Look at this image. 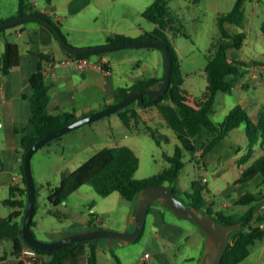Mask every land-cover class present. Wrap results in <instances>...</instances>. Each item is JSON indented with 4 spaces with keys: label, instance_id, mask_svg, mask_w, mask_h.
I'll return each instance as SVG.
<instances>
[{
    "label": "rangeland",
    "instance_id": "374dc122",
    "mask_svg": "<svg viewBox=\"0 0 264 264\" xmlns=\"http://www.w3.org/2000/svg\"><path fill=\"white\" fill-rule=\"evenodd\" d=\"M29 1L32 3L34 0ZM36 1H39L40 5L46 3V0ZM166 1L176 19L175 29L168 32L167 36L171 45L177 50L183 77L182 87L192 101L201 98L207 89L206 55L213 37L218 33L217 15L229 11L236 0ZM90 2L80 15V19L84 18L88 22L87 27L109 26L114 30L127 28L129 34L135 35L139 29L142 31L151 30L154 26L142 15L151 0H90ZM17 3V0H0V16L15 9ZM93 12H98L97 18L92 16ZM244 12L245 20L242 28L229 25L231 31L242 30L246 34L241 48L230 49V56L254 63H250L248 71L238 79L241 89L234 88L232 93L218 92L216 94L211 118L217 122L223 120L226 110L240 102L241 90L250 96L249 99L262 97L264 103V90L262 89V85H264V34L260 29L264 19V0H245ZM74 18L78 19V16H74ZM27 23H31V20H27ZM101 33L103 34L104 31H73L74 35ZM121 49L130 50L131 55L135 58L131 65L124 63L129 65L130 73L138 69L140 74L149 77L157 76L160 72L164 58L159 48L126 46ZM108 53H116V51ZM140 109L143 111L142 116H145V119L158 129L160 133L158 143L146 133L130 132L123 125L119 116L115 112H111L80 126L89 130L88 136L61 145L56 144L55 140H50L51 142L34 152L31 158L36 186V211L33 220L40 227L53 228L71 222L75 223L78 229L82 226L86 228L93 218V214L89 212L90 208L101 216V222L92 221V225L108 229H113L110 228L111 224L115 228H122L126 224L134 226L130 221L132 204L118 192L100 195L91 184L85 183L58 205L50 204L48 195L51 187L58 185L69 172L78 167L95 151L105 146L127 145L136 152L139 157V166L135 172L137 179L149 178L167 167L168 162L165 155L173 154L179 141L173 130L165 124L156 107ZM78 129L80 128L76 130L79 131ZM249 151H251L250 156H248ZM262 153L259 142L252 144L248 141L244 124L229 131L217 146L208 152L207 158H205L207 159L205 160L206 165L203 158L201 159L197 155L199 162H196L189 152L184 151V165L174 182L176 194L182 200H186L182 193L183 190L192 191L193 186L198 188L200 183V185L202 184L201 193L209 202L213 212L218 210L231 213L243 210L247 205L235 203L237 192L234 187L245 186V184L238 185L234 182L240 175L239 164L242 163L243 169ZM218 157L219 163L215 165L213 159ZM203 177L206 178V181L202 180ZM252 185L251 191L264 193V180L259 185H254V183ZM223 190H226L225 193L229 191V195H225ZM226 201L231 202L230 206L224 205ZM153 205L158 204L154 203ZM50 210L57 212L58 215L51 213ZM150 219L151 215L148 214L142 234L133 242L119 244L118 241H115L110 246L104 239H99L98 263L119 264L116 259L118 257L121 264H143L144 253L146 251L152 253L157 248L155 236L149 232ZM33 232L37 237L38 229H34ZM4 239L7 243L0 245V251L8 248L10 239ZM168 251H172V249H168ZM239 264H264V238L257 240L251 246L250 254Z\"/></svg>",
    "mask_w": 264,
    "mask_h": 264
},
{
    "label": "trees",
    "instance_id": "16d2710c",
    "mask_svg": "<svg viewBox=\"0 0 264 264\" xmlns=\"http://www.w3.org/2000/svg\"><path fill=\"white\" fill-rule=\"evenodd\" d=\"M193 1L198 2L199 0ZM244 1L236 0L229 11L217 15L216 24L218 33L213 37L206 55L205 73L207 89L201 98H196L191 101L182 87L183 77L177 50L171 45L167 36L168 32L175 29V16L166 0H151L150 4L143 10L142 15L153 23L154 27L149 31H144L136 39L162 38L169 44L171 54V82L165 94L157 98L144 94L142 101L135 99L114 112L130 132L136 134L146 133L158 143L160 134L158 129L153 127L139 111V108L156 107L165 124L173 130L179 141L174 153L165 155L168 166L149 178L137 179L135 178V172L139 166V157L136 152L127 145L105 146L95 151L78 167L69 172L61 179L58 185L50 188L48 195L50 204L58 205L64 202L72 192L85 183L91 184L100 195L118 192L130 201L135 208V201L139 190L146 185L171 184V187L176 192L174 182L184 165V151L189 152L192 158L196 162H199L197 155L199 158H202L229 131L237 128L241 124L245 125V133L248 141L252 144L259 142L263 153L258 158H255L251 164L244 167L234 182L235 184H243L253 179L256 175H260L262 180H264V104L260 106L254 119L241 103H236L227 112L222 121L217 122L211 118V114L214 112L216 94L218 92L231 93L238 79L248 71V65L254 63L243 59L232 58L229 54L230 49H240L246 38L244 31L233 32L229 27V25H234L238 28L243 27L245 20ZM25 14L39 15L51 20L62 33L59 21L43 12L35 10L28 0H18V13L10 19ZM40 23L44 24L42 22ZM14 25L5 26L0 30H5ZM48 28L50 29V27ZM260 29L264 34V19L260 25ZM53 34L55 35L54 32ZM128 39L131 38L122 33H116L108 37L109 42H120ZM152 47L159 48L157 46ZM159 49L162 51L161 48ZM103 51L82 53L67 51V53L71 57H89L92 54H100ZM41 56L47 60L49 59L46 54H41ZM18 63L19 46L17 42L6 40L2 56V73H8ZM102 65L103 67L105 66L104 63ZM163 77L164 74L159 79L155 77H137L130 85L116 87L113 102L121 100L141 87L148 86L156 81H161ZM30 84L32 91L28 97L31 109L30 115L24 124L15 127L16 132L24 133L21 145L20 172L24 185L22 191L25 199L14 198L15 190L18 188L17 185L10 187L9 196L4 199V202L12 207L22 206L23 211L21 212L15 209L8 216L0 217V239L8 238L12 241L13 254H17L23 247L31 246L24 240L21 234L13 237L6 236L7 233L13 232L21 226V222H18L16 218L22 215L23 219L25 211L27 189L23 171L24 154L38 138L79 117L74 112L69 111H62L56 114L48 111L49 87L41 68L32 74ZM104 106L106 105L104 104ZM60 136L52 140L58 139ZM49 142L51 141H48L46 144ZM200 188L201 185L198 188L194 185L192 191H183L182 193L186 198L183 201L187 204L195 205L199 210L210 213L220 223L242 221L239 227L229 233V243L220 262V264H239L248 257L251 246L257 240L264 238V227L260 226V223L264 221V211H257L259 203L264 199V193L260 191H249L242 197L237 198L235 203L247 205V207L239 214L233 215L223 211L212 212L210 204L204 198ZM152 204H150L147 212H149ZM166 208L170 210L169 207ZM35 211L36 208L34 206L33 216ZM50 212L52 213L53 211L50 210ZM53 213L58 215L57 212ZM34 224L35 221L32 218L31 225L33 226ZM88 226L102 227L92 225V220L89 221ZM201 232L204 234L202 230ZM100 239L105 240V238ZM98 249L99 239L96 241L92 239L81 240L77 244L70 242L54 249L35 248L39 258L42 259L41 264H99ZM116 259L121 264L118 257Z\"/></svg>",
    "mask_w": 264,
    "mask_h": 264
},
{
    "label": "crops",
    "instance_id": "0c3cea01",
    "mask_svg": "<svg viewBox=\"0 0 264 264\" xmlns=\"http://www.w3.org/2000/svg\"><path fill=\"white\" fill-rule=\"evenodd\" d=\"M29 3L35 10L43 12L59 21L62 33L65 35L68 42L76 46L84 47L109 43L108 37L116 33H122L129 36L131 39H136L144 31H149H142L139 29L136 31L135 35H131L127 28L114 30L109 26L96 28L87 27L86 25L88 22H86L84 18L80 19V15L82 14L81 11L91 3L90 0H46L44 5H40L39 1L34 0L32 3L29 1ZM17 13L18 3L17 7L12 11L1 14L0 21H6ZM92 14L94 18L98 17V12H93ZM74 16H78V19H75ZM27 20H31V23H27ZM87 30H103L104 33L92 35L73 34V31ZM70 37L71 39H69ZM6 40L17 42L19 46V63L12 67L8 73L3 74L1 66ZM124 47L126 46L107 49L100 54L90 55L87 57L89 65L81 68L74 63L67 62L70 55L62 47L57 37L53 34L51 29L35 19L22 20L12 27L0 30V217L8 216L15 209L21 212L23 211L22 206L12 207L6 204L4 199L9 196V189L12 185H17L18 187L15 190L14 198L25 199V195L22 191L24 185L20 172L21 145L24 133L16 132L15 127L24 124L31 112L28 97L32 92L30 84L32 74L38 71L39 68L43 71L49 87V102L47 109L50 113L56 114L62 111H69L74 112L77 116H82L103 108L104 104L109 105L113 103L116 87L130 85L137 77L147 78L140 74L138 69L133 70L131 73L129 72V65H125L124 63H130L131 65L133 61H135V58L131 55L132 53L130 50L121 49ZM109 51H116V53H108ZM41 54H46L49 59L43 58ZM94 63H104L105 66L100 69L93 66ZM163 74L164 59L161 70L157 76L149 77L159 79ZM240 85L241 84L237 82L234 88H240ZM262 89L264 90V85H262ZM249 98L250 96L241 90V100L238 103L243 104L250 116L254 119L256 118L258 109L264 103L260 96ZM231 108L224 112L223 118ZM139 111L143 114L141 109ZM143 117L146 118L145 116ZM79 128V131H77L76 128L68 131L58 139H55V142H57L56 144L61 145L62 143L67 144L69 142H75L78 138L88 136L89 130L86 129V127ZM219 142L211 149L216 147ZM208 152L202 157L205 165V160H207L205 158H207ZM248 154V156L251 155L250 151ZM213 160H215L214 164L218 165L219 157ZM239 167L241 172L243 167L242 163L239 164ZM261 182L262 177L256 175L250 181L243 183L245 184L244 187H234V190L237 192V198L251 191L253 187L252 183H254V185H259ZM240 184L241 183H238V185ZM225 191L226 190H223V193H225ZM225 195H229V191L225 193ZM154 203L158 205H153ZM153 204L149 212H147V215H151L149 232L151 235L155 236L157 248L152 253L146 251L150 254V257L148 260H142L143 264H201L205 235L201 232L198 225L189 219L174 215L159 202L154 201ZM230 204L231 202H224L225 206H230ZM9 207H11V209H9ZM134 208L132 204L131 211H133ZM241 211L242 210L231 213L227 212V214L236 215ZM147 215L145 225L147 222ZM16 220L22 224V215H19ZM87 227L89 226L87 225L86 228ZM110 228L128 232L132 231L134 226L126 224L122 226V228H115L111 224ZM32 229L33 231L34 229H38L37 237L39 239L52 241L56 239L58 233L68 234L83 230L85 226L78 229L75 223L70 222L67 225L61 224L57 227L46 228L40 227L39 224L35 222ZM5 243L7 242L4 238L0 239V245H5ZM168 249H172V251L167 252ZM41 260V258H38L35 264H41ZM0 264H24L20 251L17 254L12 253L11 240L8 248L0 251Z\"/></svg>",
    "mask_w": 264,
    "mask_h": 264
},
{
    "label": "water",
    "instance_id": "95a60500",
    "mask_svg": "<svg viewBox=\"0 0 264 264\" xmlns=\"http://www.w3.org/2000/svg\"><path fill=\"white\" fill-rule=\"evenodd\" d=\"M26 19H35L50 27L62 47L66 51L72 53L94 52L122 46H157L162 49L164 54V77L161 81H156L148 86L141 87L119 101L77 117L73 121L46 133L30 145L23 157V171L26 179L27 201L25 204L22 224L17 230L7 233L6 236L13 237L17 234H21L29 245L39 249H54L70 242H75L77 244L81 240L92 239L96 241L100 238H105L106 243L110 246L115 241H118L119 244L130 243L138 239L142 234L150 204L154 201H159L163 206L169 207L170 211L174 215L193 221L204 232L205 242L201 264H220L224 251L229 243V233L239 227L242 221L220 223L213 218L210 213L199 210L195 205L187 204L179 198L174 189L171 187V184H149L139 190L135 201L136 208L131 212L130 221L134 224V229L132 231L124 232L104 227H87L83 230L68 234L58 233L56 235V239L52 241H44L35 236L31 225L36 202V186L31 165V158L34 152L55 137L76 129L81 125L89 123L101 116L114 112L135 99H140L142 101L144 94L152 95L154 98L165 94L171 82V54L169 44L162 38L128 39L125 41L109 42L95 46H75L68 42V40L61 33L60 29L51 20L34 14H25L2 21L0 22V29Z\"/></svg>",
    "mask_w": 264,
    "mask_h": 264
},
{
    "label": "built area",
    "instance_id": "2783aa9c",
    "mask_svg": "<svg viewBox=\"0 0 264 264\" xmlns=\"http://www.w3.org/2000/svg\"><path fill=\"white\" fill-rule=\"evenodd\" d=\"M67 62L74 63L78 67H81V68L89 65L88 58L87 57H80V56H75V57L70 56V58L67 59ZM93 66L100 68V69L104 68L101 63H94ZM202 180L206 181V178L203 177ZM257 211L258 212L264 211V199L259 203V205L257 207ZM89 212L91 214H93L92 221H94L95 223L101 222V216L98 213H96L91 208H90ZM260 226L264 227V221L260 223ZM20 255H21V258L23 259L24 264H35L39 258L37 251L35 250L34 247H31V246L23 247L20 250ZM149 257H150V254L148 252H146L143 255V260H148Z\"/></svg>",
    "mask_w": 264,
    "mask_h": 264
}]
</instances>
